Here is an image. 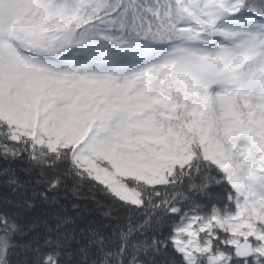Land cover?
Returning a JSON list of instances; mask_svg holds the SVG:
<instances>
[{"label": "snow or ice", "instance_id": "6c2138e0", "mask_svg": "<svg viewBox=\"0 0 264 264\" xmlns=\"http://www.w3.org/2000/svg\"><path fill=\"white\" fill-rule=\"evenodd\" d=\"M0 264H264V0H0Z\"/></svg>", "mask_w": 264, "mask_h": 264}]
</instances>
